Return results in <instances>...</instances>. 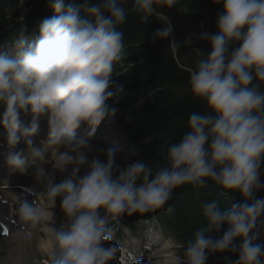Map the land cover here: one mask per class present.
<instances>
[{"label":"clouds","instance_id":"obj_1","mask_svg":"<svg viewBox=\"0 0 264 264\" xmlns=\"http://www.w3.org/2000/svg\"><path fill=\"white\" fill-rule=\"evenodd\" d=\"M212 2L222 5L216 31L195 35L210 51L198 48L194 66L185 68V91L206 110L190 113L188 130L155 167L142 158L122 165L118 147L93 141L101 123L116 116L114 105L124 93L113 79L125 50L118 25L129 13L145 24L155 17L163 27L152 41H167L175 54L193 40L173 35L166 10L177 0H132L130 9L125 0H47L54 14L36 33L21 27L0 41L5 162L10 175L34 169L32 186H19V194L7 196L10 203L0 197L15 226L4 227L3 237L11 236L15 247L0 264H122L125 248L114 240L117 232L130 231L124 216L170 211L177 188H205L209 181L223 197L239 199L228 208L219 198L202 202L205 223L181 244L161 241L157 264H208L220 253L236 257L226 256L228 264H264V0ZM25 4L0 0V15L21 9L16 19L23 22ZM42 121L47 135L37 146ZM21 142L25 148H18ZM38 231L46 240H38ZM27 248L40 258L32 259ZM129 259L151 264L130 253Z\"/></svg>","mask_w":264,"mask_h":264},{"label":"trees","instance_id":"obj_2","mask_svg":"<svg viewBox=\"0 0 264 264\" xmlns=\"http://www.w3.org/2000/svg\"><path fill=\"white\" fill-rule=\"evenodd\" d=\"M69 2L82 4L83 0H67V3ZM124 6L130 9L132 0H125ZM5 20L4 17L2 22ZM1 27L0 23V29ZM161 27L163 25L155 17L145 24L132 13H129L124 23L118 25V29L124 33V61L126 64L133 63L126 78L133 82L137 91L143 93L141 96L156 90L151 99L144 103L142 112L146 115L158 114L156 126L168 135V140L172 138L177 142L188 130L190 113L204 112L206 109L202 101L199 105V99H194L190 91H185L189 73L174 62V54L168 42L152 41V33ZM186 47L185 45L177 50L178 57L181 58L187 52ZM136 119L139 120L137 117ZM161 159L162 157L157 155L153 159L151 155L146 162L155 167L156 162ZM180 188L176 190L181 191ZM233 195L235 199H239L238 194ZM184 236L190 238L192 235L189 231H184ZM226 256L232 260L236 258L227 253H220L210 257L208 264H228Z\"/></svg>","mask_w":264,"mask_h":264},{"label":"rangeland","instance_id":"obj_3","mask_svg":"<svg viewBox=\"0 0 264 264\" xmlns=\"http://www.w3.org/2000/svg\"><path fill=\"white\" fill-rule=\"evenodd\" d=\"M33 1H36V0H26L25 8H28V3L32 5ZM42 1H47V0H39V2H42ZM221 9H222V5L214 4L212 0H177L176 5L172 9L166 10L168 15L171 17V21L174 26L173 35L176 39L183 40L189 34L193 36L192 42L186 45L187 46L186 48H188L187 52L181 58L179 57L180 65L182 64L183 67L185 68L188 66H194V61L199 58L198 52H197L198 48H200L201 50L205 52L210 51V45L208 44V42L207 41H203V42L197 41L195 39V35L198 32H215L216 31V28H215L216 15H217V12ZM19 10L20 9H17L16 12H14L13 14H16ZM9 15L7 16L0 15V23L2 26L4 25V21L2 22L3 18L4 17L8 18ZM119 66L121 65L119 64ZM124 71H121V73H123ZM125 84L128 85L129 89L130 87L133 86L131 82H125L124 85ZM127 102L129 104L132 103V101L130 100ZM145 116L147 115L145 114ZM5 178L6 176L4 174L1 175L0 183H3L5 181ZM259 195H264V192L259 193ZM227 200L229 203L230 200L229 199ZM222 201H221V204L224 203V205H222L221 207L222 208L227 207V204H226L227 202H225L224 200ZM189 209H190L189 218L186 221V224H185L186 228H184V231H189L190 234L193 235L194 231L205 223V220L202 216V210L198 208L196 203L192 204L189 207ZM57 214L60 215L58 208H57ZM36 237L46 238L44 235H40V234H36ZM8 242L9 244H11L10 248L5 246L4 242H2L0 249H3V251H0V258H5L7 256V253L15 247V242L11 241V238L8 239ZM37 242H38L37 239L33 240L32 242L33 248L35 247ZM26 251L31 255L32 259L40 258V254L33 253L31 248H27ZM16 256L17 254L13 252V259H15ZM151 264H156V262L153 261L151 262Z\"/></svg>","mask_w":264,"mask_h":264},{"label":"bare ground","instance_id":"obj_4","mask_svg":"<svg viewBox=\"0 0 264 264\" xmlns=\"http://www.w3.org/2000/svg\"><path fill=\"white\" fill-rule=\"evenodd\" d=\"M201 42H203V41H201ZM173 59H174V62H175L176 64H179V59H178V57L173 56ZM133 85H134V84H133ZM197 102H200V100H197ZM198 104L200 105L201 102L198 103ZM139 108H140V107H139ZM80 130H81V129H80ZM80 130H79V131H80ZM160 133H161V132H160ZM159 138H160V136L156 137L155 140H158ZM97 140H98V138L95 137V139H94V141H93V144L96 145V146H97V144L99 143V141H97ZM101 159H104V157H101ZM124 159H125V157L122 156L120 153H118V156H117V162H119L120 160H124ZM82 172H83V170H82ZM28 173H30V172H28ZM57 178H58V177H57ZM57 182H58V181H57ZM203 192H204L205 194H207V196H208L210 192H211V193H216V192H217V187H216L211 181H209L208 186L205 187V188H203ZM227 199L230 200L229 203H228V200H227ZM234 199H235L234 195H233L232 198H223V200H224L225 202H227V203H226V204H227V207H230V206H231V204L233 203ZM227 207H224V208H227ZM40 240H45V239H40Z\"/></svg>","mask_w":264,"mask_h":264}]
</instances>
